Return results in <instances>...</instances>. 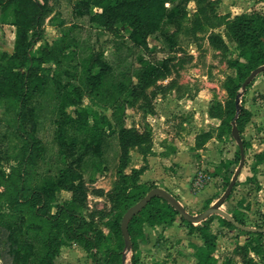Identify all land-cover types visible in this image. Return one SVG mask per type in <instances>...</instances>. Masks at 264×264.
<instances>
[{
  "label": "trees",
  "instance_id": "1",
  "mask_svg": "<svg viewBox=\"0 0 264 264\" xmlns=\"http://www.w3.org/2000/svg\"><path fill=\"white\" fill-rule=\"evenodd\" d=\"M188 0H78L70 24L59 21L62 36L47 47L35 48L49 12L47 0H0V10L11 15L15 26L13 52H0V102L7 101L8 109L20 120L29 109L33 113L35 100L46 98L52 108L56 125V154L49 156L43 143L19 124L22 153L18 163L6 172L0 158V261L2 264H55L60 248L68 241L81 244L93 260V264H112L122 261L127 247L121 229L124 213L143 198L153 183L135 197L127 193L129 174V151L141 148L152 140L150 130L140 132L127 124L126 109L130 100L145 93V88L172 74L169 57L160 58L159 53H170L175 45L170 27L184 14ZM200 12L207 17L209 0H196ZM211 7V5H210ZM209 19V18H208ZM83 21L91 29H104L121 40L110 53L95 50L84 44ZM128 27L127 35L121 26ZM229 38L239 51L232 66L236 76H228L227 121H236L243 131L252 116L244 104H237L236 96L250 72L264 64V12L251 11L226 18ZM209 42L221 52L230 50L222 34L211 31ZM155 38L162 46L150 45ZM68 61L73 65H68ZM56 65V75L46 65ZM66 64L68 66H66ZM61 69L63 72H59ZM250 84L245 88L248 89ZM84 96L95 100L102 113L90 107L68 111L78 105ZM223 106L219 102L209 108L212 117L222 123ZM20 123V122H19ZM232 130V128H231ZM207 136L208 132L202 133ZM244 141V140H243ZM114 143L120 152V177L123 184L115 189L114 215L107 220L108 234L95 226L83 211L87 204L89 181L96 173L106 169ZM49 165L40 170L39 163ZM144 168H133L132 177L137 179ZM144 186V185H143ZM60 189L73 192L72 199L54 204L55 194ZM102 193V190H98ZM55 209V210H54ZM180 215L165 199L154 196L147 205L130 220L131 262L136 264L139 238L143 236V224L151 226L171 225ZM234 219L245 225L237 214ZM182 217V216H181ZM189 232H198L202 244L192 243L195 261L193 264H217L215 256L216 235L211 231V218L198 224L187 221ZM223 219V224L238 228L233 222ZM258 228V227H256ZM262 228V227H261ZM245 231V230H244ZM255 235L249 252L264 255V232L245 231ZM101 255L103 263H101ZM231 258L222 264H232ZM243 264H259L248 251Z\"/></svg>",
  "mask_w": 264,
  "mask_h": 264
},
{
  "label": "rangeland",
  "instance_id": "2",
  "mask_svg": "<svg viewBox=\"0 0 264 264\" xmlns=\"http://www.w3.org/2000/svg\"><path fill=\"white\" fill-rule=\"evenodd\" d=\"M222 1L209 0V4L205 3L209 9L207 17L200 12L201 7L196 0L185 2L184 14L170 27L175 42L172 51L158 54L160 58H170L172 74L147 86L145 93L130 100L126 109L129 126L140 132H152L149 143L129 151L128 166L124 170L130 175L126 183L127 193L137 197L145 187L155 183L171 191L194 214L202 212L220 198L241 159L239 145L232 135V125L227 121L228 97L225 81L228 76H236L232 62L239 57V51L227 34L226 18L244 13L248 7L245 0H226L224 7L220 9ZM77 2L78 0H47L49 12L35 48L47 47L50 42L62 36L59 21L68 24L72 20L76 21L73 11ZM254 10L264 12V5L251 11ZM11 20L9 13L5 15L0 10V52L14 50L15 26L11 24ZM79 23L83 24L79 37L84 44L93 45L95 50L110 53L121 40L102 28L91 29L83 21ZM120 30L127 35L126 25H122ZM213 30L223 35L230 45L229 51L223 53L209 42L207 36ZM149 43L162 46L155 38H149ZM68 65L73 63L68 61ZM46 66L50 68L52 75L58 73L54 63ZM255 80L256 77L247 90L241 88L238 91L236 100L238 105L244 104L254 113L258 114L259 111L261 114L264 95L258 88L254 89ZM45 100L46 98H37L35 106L45 104L44 108L39 107L35 113L28 109L20 120L9 111L7 101L0 102V158L6 172L11 171L18 163L22 153L19 124L43 143L48 151L47 160L50 155L57 153L56 125L52 119L51 105H47ZM219 102L224 107L223 123L220 118L209 114V108ZM81 107L110 113L87 96L78 105L69 107L68 111L74 113V110ZM249 121L241 132L245 163L222 208L230 214L240 216L245 225L261 228L264 226V130L262 131V127L258 129V126L247 127ZM203 132H208L207 136ZM38 166L40 170H46L49 165L40 162ZM142 167L144 170L134 179L132 169ZM119 169L120 152L118 145L114 143L106 169L97 172L93 181H89L86 174L88 193L83 214L106 234L110 232L107 220L114 215L115 189L123 184ZM167 183L171 184L174 191L167 188ZM98 190H102V193ZM0 191H3V186ZM2 197L0 196L1 203ZM72 197L71 190L60 189L55 194L54 204L68 201ZM209 217L211 231L216 235L217 264H222L227 258H231L232 264H243L247 251L259 264H264V255L249 252L255 235L224 225V217L219 214ZM143 232L138 240L136 264L194 263L192 243L200 235L196 231L189 232L181 215L171 225L151 226L144 223ZM131 257L132 251L126 247L122 261L119 263L114 260L112 264H132ZM103 258L101 255V263ZM55 264H93V260L81 244L68 241L60 248Z\"/></svg>",
  "mask_w": 264,
  "mask_h": 264
},
{
  "label": "water",
  "instance_id": "3",
  "mask_svg": "<svg viewBox=\"0 0 264 264\" xmlns=\"http://www.w3.org/2000/svg\"><path fill=\"white\" fill-rule=\"evenodd\" d=\"M261 72H264V64L254 68L250 72V74L247 76V78L244 80L242 84V89H245L247 85L250 84L254 80V78ZM232 124H233L232 125V135L239 145L241 159H240L238 168L236 169L227 188L225 189L224 193L220 196V198L217 201H215L212 205L207 207L205 210H203L202 212L198 214H194V213L189 212L187 208L185 207V205L180 201V199L168 189L161 187V186L152 188L143 198H141L138 202H136L131 207H129L128 210L123 215L122 222H121V229L124 235L126 246L128 248H130L132 244L131 237H130L129 230H128L129 222L134 217V215L140 212L147 205V203L151 200V198L154 196H160L163 199H165L175 210L179 212V214L183 218H185L187 221L192 222V223H199L207 219L212 214H219L222 217L226 218L227 220L233 222L237 227L241 228L242 230L264 232V226L262 228H256L252 226L242 225L234 219L232 214H230L229 212H227L226 210L222 208V204L230 196V193L232 192V189L245 163L244 141L241 136V132L236 124V121H233Z\"/></svg>",
  "mask_w": 264,
  "mask_h": 264
},
{
  "label": "crops",
  "instance_id": "4",
  "mask_svg": "<svg viewBox=\"0 0 264 264\" xmlns=\"http://www.w3.org/2000/svg\"><path fill=\"white\" fill-rule=\"evenodd\" d=\"M225 1L226 0L222 1L221 5H220V9H222L224 7L223 4L225 3ZM245 4L248 7V9L245 10L244 12H249V11H251L254 8L255 9L261 8V5H264V0H245ZM226 11H229V10H226ZM257 88L264 95V72H261V73H259L258 76H256V80L254 82V89H257ZM263 106H264V104H263ZM250 110H251V112L253 111L251 108H250ZM260 111L262 112L261 114H260L259 111H258V114L254 113V111L252 112V117H251L247 127L249 125H251L253 127L258 126V129L262 127L263 128L262 131L264 130V108L262 110H260ZM251 126H249V127H251ZM262 134H264V132H262ZM165 185L170 190H173L171 184L167 183ZM195 243L202 244L201 238L196 240Z\"/></svg>",
  "mask_w": 264,
  "mask_h": 264
}]
</instances>
